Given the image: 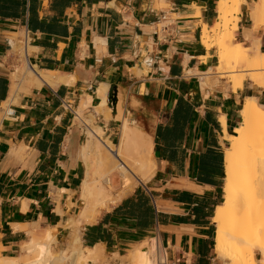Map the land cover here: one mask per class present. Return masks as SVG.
<instances>
[{
	"label": "crops",
	"instance_id": "obj_1",
	"mask_svg": "<svg viewBox=\"0 0 264 264\" xmlns=\"http://www.w3.org/2000/svg\"><path fill=\"white\" fill-rule=\"evenodd\" d=\"M218 1L0 0V107L24 51L33 71L54 74L52 86L20 83L8 104L14 116L0 122V257H25L29 233L51 231L54 254L75 234L81 248L103 247L104 260L87 264H116L115 254L151 238L168 264H223L213 215L222 199L224 130L232 135L240 124L245 98L264 106V89L244 82L233 92L217 75H204L217 64L201 35L216 22ZM254 1L241 6L236 42L252 26ZM101 89L110 111L96 115L95 125L117 144L120 102L123 117L151 137L156 170L95 222L73 228L86 176V126L77 114L89 97L82 117L92 115Z\"/></svg>",
	"mask_w": 264,
	"mask_h": 264
},
{
	"label": "bare ground",
	"instance_id": "obj_2",
	"mask_svg": "<svg viewBox=\"0 0 264 264\" xmlns=\"http://www.w3.org/2000/svg\"><path fill=\"white\" fill-rule=\"evenodd\" d=\"M252 3L249 9L252 26L243 31L244 42L234 40L241 6L246 0H219L216 22L210 28L203 24L202 28V46L217 51L216 66L209 68L204 75H217L227 80L233 92L240 90L245 81L264 89V52L260 50L258 36L259 32L264 34V0ZM16 44L17 40L11 42L12 48L15 49ZM23 57V65L16 67L10 76V99L0 107L4 110V106L15 103L14 96L22 91L19 85L23 81L52 86L54 74L33 71L26 59V51ZM98 95L102 101L93 108L92 115L83 118L82 114L90 105L89 97L77 114L86 126V142L81 150L86 176L79 188L81 210L72 221L73 228L95 222L101 209L129 195L138 183L148 182L156 170L151 137L123 115L118 116L122 122L118 143L113 144L104 137V129L95 125L94 118L105 115L103 108L107 98L104 89L98 91ZM117 110L121 111L120 102ZM240 114L242 120L234 133L228 135L224 130L223 202L213 215L214 251L223 264H264V208L260 207L264 198V107L259 106L254 97L245 98ZM220 119L225 128V117ZM113 176L120 178L119 186L112 183ZM119 187L120 193L114 194ZM29 236L24 247L25 257H0V264H87L90 261L99 263L105 258L101 246L81 248L76 234L66 250L57 254L51 251V244L55 241L51 231L41 238H36L33 232ZM160 243V240L151 238L126 255L114 256L121 260L120 264H166L167 258L162 254L165 252L161 251Z\"/></svg>",
	"mask_w": 264,
	"mask_h": 264
},
{
	"label": "rangeland",
	"instance_id": "obj_3",
	"mask_svg": "<svg viewBox=\"0 0 264 264\" xmlns=\"http://www.w3.org/2000/svg\"><path fill=\"white\" fill-rule=\"evenodd\" d=\"M20 40H19V45H18V48H20V50H21V52H23V49H24V44H23V35H20V38H19ZM235 41V40H234ZM236 42V41H235ZM237 42H238V39H237ZM216 54H217V51H216ZM212 76H214V75H212ZM216 76V75H215ZM220 80L221 78H218L217 76L215 77V80ZM222 80H224V79H222ZM226 82H227V80H225ZM246 82V81H245ZM246 83H248V84H251V85H253L252 83H250V82H246ZM108 104H109V108H111V104L108 102ZM260 104H262V105H264V102H261ZM5 107V110H4V108L2 107V108H0V122H1V120L3 119V118H6V116H5V112L7 111V109H8V106H4ZM120 107H121V103H120ZM262 107H264V106H262ZM103 110L105 111V113H106V111L107 112H109L110 111V109H108L107 108V103H106V106L103 108ZM3 111V112H2ZM122 115L123 114V109H122V107H121V111L119 110L118 111V115ZM128 120H129V122L130 123H133V121H131V119L128 117L127 118ZM96 122V120H95V118H94V123ZM131 126H134V125H131ZM112 183L114 184V185H117V186H119L120 185V178L118 177V176H113L112 177ZM138 185V184H137ZM222 185H223V180H222ZM222 187V186H221ZM135 188V187H134ZM120 187L119 188H117V190H115V191H113V193H115V194H118V193H120ZM221 194H222V199H221V204H222V202H223V190L221 189ZM261 208H264V198H262V200H261ZM72 224V223H71ZM53 236H54V234H53ZM153 239V238H152ZM155 240H157L158 242H159V240L158 239H155ZM135 247H137V245L136 246H134V247H132L131 249H129V250H127V251H125L122 255H126L127 253H128V251H130V250H132V249H135ZM161 248H162V246H161ZM163 250V248L161 249V251ZM253 250L256 252V248H253ZM162 252H164V250L162 251ZM162 254H164L165 255V253H162ZM115 257V256H114ZM258 258H260V256L258 255L257 256ZM117 259V258H116ZM219 259H221L220 257H219ZM120 259H117V262H116V264H120ZM166 264H168L167 263V261H166Z\"/></svg>",
	"mask_w": 264,
	"mask_h": 264
},
{
	"label": "built area",
	"instance_id": "obj_4",
	"mask_svg": "<svg viewBox=\"0 0 264 264\" xmlns=\"http://www.w3.org/2000/svg\"><path fill=\"white\" fill-rule=\"evenodd\" d=\"M5 116L6 118H11L14 116V111L11 109H7V111L5 112ZM179 263V260L176 261V264Z\"/></svg>",
	"mask_w": 264,
	"mask_h": 264
},
{
	"label": "water",
	"instance_id": "obj_5",
	"mask_svg": "<svg viewBox=\"0 0 264 264\" xmlns=\"http://www.w3.org/2000/svg\"><path fill=\"white\" fill-rule=\"evenodd\" d=\"M109 103H110L111 105H115V103H116V98H115L114 95L111 96V97L109 98Z\"/></svg>",
	"mask_w": 264,
	"mask_h": 264
}]
</instances>
